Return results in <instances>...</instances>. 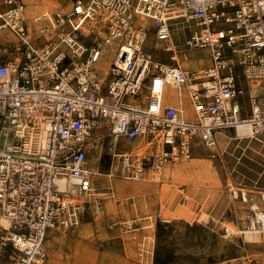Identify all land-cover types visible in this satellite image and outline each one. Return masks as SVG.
Masks as SVG:
<instances>
[{
    "label": "built area",
    "instance_id": "2783aa9c",
    "mask_svg": "<svg viewBox=\"0 0 264 264\" xmlns=\"http://www.w3.org/2000/svg\"><path fill=\"white\" fill-rule=\"evenodd\" d=\"M176 20L197 25L184 47H171ZM185 48L206 65L182 67ZM238 126L264 140V0H0V264H46L50 231L77 227L87 207L102 214L99 196L115 197L94 187L105 161L108 178L136 181L198 147L215 155L218 133ZM121 138L145 142L120 150ZM230 191L247 206L241 233L264 235V208Z\"/></svg>",
    "mask_w": 264,
    "mask_h": 264
},
{
    "label": "rangeland",
    "instance_id": "374dc122",
    "mask_svg": "<svg viewBox=\"0 0 264 264\" xmlns=\"http://www.w3.org/2000/svg\"><path fill=\"white\" fill-rule=\"evenodd\" d=\"M112 51L105 49L106 60ZM156 52L159 61L173 64L169 54ZM184 53L179 59L194 54L186 48ZM227 132L234 140L220 136L216 155L200 151L192 160L171 162L156 176L149 170L139 180H125L142 185L131 193L121 194L114 185V198L99 197L103 209L112 203L115 212L96 214L87 207L77 227L53 231L57 242L54 249L45 244L46 264H245L247 256H262L264 243H250L241 233L247 206L230 189L244 188L264 208V140H241L235 130ZM108 133L102 123L94 140V166H101L100 153L107 158ZM102 173H107L106 161ZM128 219L138 220L132 229ZM150 222L154 226L143 229Z\"/></svg>",
    "mask_w": 264,
    "mask_h": 264
},
{
    "label": "bare ground",
    "instance_id": "6f19581e",
    "mask_svg": "<svg viewBox=\"0 0 264 264\" xmlns=\"http://www.w3.org/2000/svg\"><path fill=\"white\" fill-rule=\"evenodd\" d=\"M51 3H52V5H51ZM44 4H46L45 6H43V7H47V8H52V7H54V6H57V4H56V2H44ZM42 7V6H41ZM31 25H33V23L31 22ZM171 25L173 26V33H172V46L171 47H176V44H181V47H184V46H186V42L187 41H189V31L188 30H194L196 27H197V25L192 21V22H186V21H173L172 23H171ZM143 26L144 27H146V28H149V27H151V22L150 21H148V20H144L143 21ZM153 36H150L149 38H148V41H147V45H149V43H150V41H153ZM111 47H113V51L110 53V59L109 60H106V58H103V60L101 61V63H100V66H101V69L102 70H104V71H106L107 69H109V67H110V65H111V63L113 62V54H114V51H115V47L112 45ZM110 47V48H111ZM160 47V45H156L155 46V49H158ZM152 49V48H151ZM193 52H194V54H191V56L190 57H187V58H183L182 60L181 59H179L178 58V63L182 66V67H184V68H186V69H190V70H192V71H199L205 64H206V60L205 59H203V57H201L202 58V60H204L203 61V64L201 65V67L200 68H197V69H193V68H191V67H187V66H184L183 65V63H185L186 61H190V62H192V61H197V59L198 60H200L201 58H197V56H199L197 53H199V51H195V50H192ZM201 52H203L204 53V51H201ZM104 61V62H103ZM102 63H103V65H102ZM172 96H174V95H172ZM235 132H236V135H237V139H241V140H249V139H253L254 137H253V134H252V131H251V129L249 128V127H247V126H238L237 128H236V130H235ZM220 136H223V137H225L227 140H234V138L227 132V131H220L219 133H218V142H219V139H220ZM119 143L123 146V148L122 149H131V144L130 143H126L125 141H124V139H119ZM91 148L93 147H95V151H97V149H98V147H97V145L94 143V141L93 142H91ZM121 147V146H120ZM133 149V148H132ZM93 150V149H92ZM200 151H203V152H205L206 150L205 149H203V148H201V147H198L197 148V151L195 152V154H197L198 152H200ZM216 151L218 152V146H217V148H216ZM215 151V152H216ZM206 152H208V151H206ZM216 152V153H217ZM216 155V154H215ZM195 156V155H194ZM194 158V157H193ZM192 158V159H193ZM192 159H190V160H192ZM171 162H165L162 166H161V168H160V170L158 171V172H156V171H154L153 169H151V171L153 172V173H155V174H160L161 172H162V169L163 168H165L167 165H169ZM177 163H180V162H177ZM174 164H176V163H174ZM117 167H118V165H117ZM96 168H98V166L96 167ZM97 174H99L98 176H96V178H95V180L97 179V181H98V183H100V185L97 187V181H96V184L94 185V187L96 188V189H98V190H102L105 186L103 185V183H102V181L104 180L103 178H101L100 177V175L101 174H104V173H97ZM105 175V174H104ZM109 179V182L107 183V185L106 186H112L113 188H114V185H113V180H115L117 183H118V191L119 192H121V193H124L127 189H131V188H135V187H139V186H141L140 185V183H130V182H125V180L124 179H121V178H115V179H110V178H108ZM110 180H111V182H110ZM114 190H115V188H114ZM106 210H108V211H114L115 212V208H114V205L112 204V203H108L107 204V206H106ZM103 213H105V209H103ZM137 221V220H136ZM149 224V223H148ZM152 224V223H151ZM0 225L1 226H6L7 225V222L4 220V219H2V218H0ZM152 227V225H147V228H151ZM230 226H229V229H228V232L230 231ZM58 230H60V229H58ZM56 231V230H55ZM236 231V230H235ZM247 234V233H246ZM249 235V234H248ZM246 236L245 238L248 240V242H250V243H255V244H259V243H263V239L264 238H261V237H264V235L263 236H261V237H256V238H252L251 236ZM57 236H55V235H48L47 237H46V240H45V244L46 245H51L52 247L51 248H55V243L57 242ZM54 246V247H53ZM56 250V249H55Z\"/></svg>",
    "mask_w": 264,
    "mask_h": 264
},
{
    "label": "crops",
    "instance_id": "0c3cea01",
    "mask_svg": "<svg viewBox=\"0 0 264 264\" xmlns=\"http://www.w3.org/2000/svg\"><path fill=\"white\" fill-rule=\"evenodd\" d=\"M51 5H52V3H51ZM198 63H199V62H198ZM198 63L195 64V63L193 62V64H192V63H190V61H188V62L185 63V65H184V64H183V65H184V66H187V67H191V68H193V69H197V68H198V65L200 64V63H199V64H198ZM102 64H103V63H102ZM202 64H203V63H202ZM202 64H200V65H202ZM170 90H171V89H170ZM143 142H145V141L143 140V141H140V142L137 141V142L132 143V145H131V149L133 148V149L135 150V149L139 148L140 146L143 145ZM94 143H95V142H94ZM92 149L94 150L95 147H94V148L92 147ZM94 151H95V150H94ZM96 167H97V165L95 166V168H96ZM150 171H151V170H150ZM103 175H104V174H101L100 177L103 178ZM156 175H157V174H155V173L153 174V176H156ZM103 179H104V180L102 181V183H103L104 186H106L107 183L109 182V179H105V178H103ZM96 181H97V179H96ZM110 182H111V180H110ZM125 182H126V181H125ZM111 183H112V182H111ZM130 183H131V182H130ZM132 183H133V182H132ZM97 184H98V185H97V187H98V186L100 185V183H98V181H97ZM113 185H116L115 187H117V189H118V183H117L116 181L113 182ZM141 186H142V185H141ZM141 186H139V187H135V188H140ZM135 188L127 189L124 193H121V192H119V193H121V194L131 193V191H133ZM105 211H106V208H105ZM137 221H138V220H137ZM152 224H153V223H152ZM152 224H151V222H150V224H148V225H152ZM153 226H154V224L152 225V227H153ZM152 227H151V228H152ZM143 229H148V228H147V225H145V226L143 227ZM234 230H236V229H234ZM50 234L53 235V231H50V232L47 234V236L50 235ZM261 238H264V237H261ZM263 240H264V239H263ZM252 243H253V242H252ZM263 243H264V241H263ZM263 243H261V244H263Z\"/></svg>",
    "mask_w": 264,
    "mask_h": 264
}]
</instances>
